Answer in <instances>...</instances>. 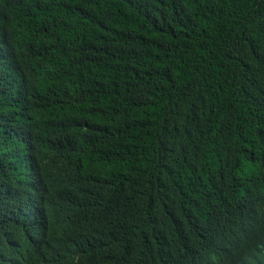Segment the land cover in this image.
I'll return each instance as SVG.
<instances>
[{
	"label": "trees",
	"instance_id": "1",
	"mask_svg": "<svg viewBox=\"0 0 264 264\" xmlns=\"http://www.w3.org/2000/svg\"><path fill=\"white\" fill-rule=\"evenodd\" d=\"M0 264H264V0H0Z\"/></svg>",
	"mask_w": 264,
	"mask_h": 264
}]
</instances>
